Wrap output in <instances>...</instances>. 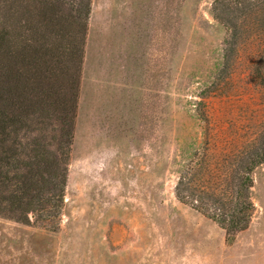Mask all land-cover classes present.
<instances>
[{
  "label": "rangeland",
  "instance_id": "374dc122",
  "mask_svg": "<svg viewBox=\"0 0 264 264\" xmlns=\"http://www.w3.org/2000/svg\"><path fill=\"white\" fill-rule=\"evenodd\" d=\"M255 1L91 0L62 213L0 216V264H264V164L230 243L175 197L186 167L206 156L214 169L264 139Z\"/></svg>",
  "mask_w": 264,
  "mask_h": 264
},
{
  "label": "trees",
  "instance_id": "16d2710c",
  "mask_svg": "<svg viewBox=\"0 0 264 264\" xmlns=\"http://www.w3.org/2000/svg\"><path fill=\"white\" fill-rule=\"evenodd\" d=\"M255 4L264 32V3ZM90 12L91 0H0L1 217L27 225L30 215L52 221L62 213ZM226 14L228 66L240 13ZM262 164L264 139L214 169L204 156L179 176L175 197L230 243L249 227L252 173Z\"/></svg>",
  "mask_w": 264,
  "mask_h": 264
}]
</instances>
